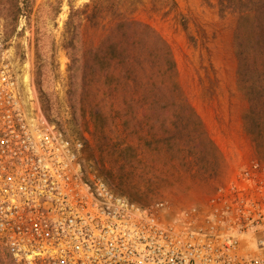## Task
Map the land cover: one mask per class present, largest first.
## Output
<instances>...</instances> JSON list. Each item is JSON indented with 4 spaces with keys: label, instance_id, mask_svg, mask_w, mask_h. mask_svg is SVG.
<instances>
[{
    "label": "built area",
    "instance_id": "1",
    "mask_svg": "<svg viewBox=\"0 0 264 264\" xmlns=\"http://www.w3.org/2000/svg\"><path fill=\"white\" fill-rule=\"evenodd\" d=\"M32 95L0 60V250L11 264H264L261 162L236 172L234 200L166 221L163 205L131 201L89 167L83 141Z\"/></svg>",
    "mask_w": 264,
    "mask_h": 264
},
{
    "label": "rangeland",
    "instance_id": "2",
    "mask_svg": "<svg viewBox=\"0 0 264 264\" xmlns=\"http://www.w3.org/2000/svg\"><path fill=\"white\" fill-rule=\"evenodd\" d=\"M27 2L29 10L14 31L0 19V60L11 66L21 84L22 69L27 66L28 85L36 92L41 112L71 139L83 141L85 156L92 160L87 165L116 192L143 206L163 205L159 214L166 221L192 210L206 216L214 210L213 200H234L228 188L236 172L252 160L264 165V148H255L243 131L247 103L237 88V16L226 13L221 17L217 0H95V7L88 9L84 6L91 5V0ZM71 8L84 9L88 14L81 30L89 45L99 44L116 14L149 25L163 38L170 48L181 91L220 152L222 163L216 173L206 178L194 169L159 171V163L138 140L116 138L110 121L106 135L109 148L96 149L93 126L75 123L68 106L69 59L63 48V33ZM118 144L123 153L114 149ZM124 162L132 167L133 183L125 175L127 169L120 170ZM133 184L143 190L140 195L132 189ZM0 264H11L1 250Z\"/></svg>",
    "mask_w": 264,
    "mask_h": 264
},
{
    "label": "trees",
    "instance_id": "3",
    "mask_svg": "<svg viewBox=\"0 0 264 264\" xmlns=\"http://www.w3.org/2000/svg\"><path fill=\"white\" fill-rule=\"evenodd\" d=\"M217 4L221 17L226 13L237 16V88L247 103L243 131L252 145L261 149L264 0H217ZM92 7L95 0L84 9ZM84 9H70L63 33L69 59L67 100L75 123L93 126L92 137L101 151L109 148L106 135L110 121L116 138L138 140L159 163V171L194 169L206 178L216 173L222 163L220 152L181 91L168 44L149 25L119 14L99 44H86L81 30L83 21H88ZM28 10L27 0H0V19L13 31ZM182 27L186 30V24ZM120 147L118 144L114 149L123 153ZM86 161H92L90 156ZM120 167L121 171L127 169L125 175L133 183L132 167L125 162ZM132 186L137 195L143 191L136 184Z\"/></svg>",
    "mask_w": 264,
    "mask_h": 264
},
{
    "label": "bare ground",
    "instance_id": "4",
    "mask_svg": "<svg viewBox=\"0 0 264 264\" xmlns=\"http://www.w3.org/2000/svg\"><path fill=\"white\" fill-rule=\"evenodd\" d=\"M21 80H22V83L24 84L25 88L27 89L28 84H30V76L27 72V66H24L22 69ZM32 96L36 97L35 95H32ZM27 100H29V99L27 98Z\"/></svg>",
    "mask_w": 264,
    "mask_h": 264
}]
</instances>
